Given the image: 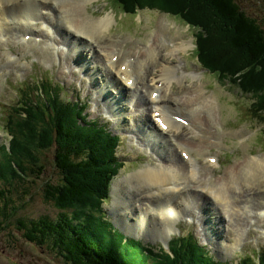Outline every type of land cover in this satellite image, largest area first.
<instances>
[{"label":"rangeland","instance_id":"1","mask_svg":"<svg viewBox=\"0 0 264 264\" xmlns=\"http://www.w3.org/2000/svg\"><path fill=\"white\" fill-rule=\"evenodd\" d=\"M179 1L186 2V0ZM189 1V8L194 10L193 6L195 5H192L194 0ZM236 1L248 16L255 18L264 28V0ZM67 3H81L84 15L90 20H98L107 14L114 18L113 24L109 26L106 36L103 38L104 41H102L105 42V45L108 44V48L121 51V54L124 55L119 58L121 63L126 57L131 58L132 63L128 69H142L138 71L143 74L142 78L135 81L138 90L134 89V85L130 89L124 88V85L113 76L110 70L101 67V64L103 66V56L94 54L86 45H81V50L78 52L74 49L70 50V54H58L54 49H51V36V40L46 38L40 44L32 41L34 47L19 45V36L12 38L8 43L0 45V146L2 144L5 146L10 140L8 132L4 130L5 124L8 125L6 118L9 112H12V116H14L13 110L21 106L19 96H23V89H26L28 94H32L34 89L27 88L29 84H35L39 79L43 81L52 80L55 85L62 84L65 86L62 87L64 100L67 102L74 100L75 103L88 105L89 119L86 118V123L90 119H95L98 125L107 127L105 131L113 137H121L115 155L125 165L121 167L118 176L114 179L111 189L114 192L113 184L118 182V188H122V191L117 189L112 194L114 199L105 204L104 209L113 218V222L123 227L128 235L135 238L138 236L137 239L142 237L145 239V245L149 247L151 245L150 248H161L170 253L169 248L172 246L171 243L175 239L174 237L179 236L181 232H183V235L191 232L202 245L206 247L208 245L207 248L211 255L216 256L217 259L220 258L225 264H238L241 257H245L247 254L251 255L262 249L264 251V222H260L259 219L255 220L256 217L252 215L257 210H263L262 212H264V208H258V202L264 201V197L252 195L250 192L253 186L248 183L245 185L240 180L238 184L228 188L229 190L231 187L236 189L231 192V196L225 194L222 201H218L203 192L195 181L191 184L189 182L185 183L187 181L186 177L181 175L177 183L181 184L180 187L183 189L180 190H184L182 193L178 194L176 186H169L173 190V195L176 194L172 196V209H175V214L179 215L180 218L175 223L174 234L170 232L168 237L165 238L164 233H158L156 229L147 225L144 230L126 227V224L132 226L137 222L141 225L143 223L142 217L148 216L145 211L149 205L160 207L161 211L168 200L166 198L172 194L168 193L162 186H157L156 190L150 189L143 179L140 181L146 189L135 185L134 183L139 182L135 174L138 175L141 170L148 167L165 169L173 166L178 170L179 165H184L180 161L184 159L180 151V145L182 144L190 146L193 167L198 168L194 169L198 171L199 176L202 175L201 177L206 178V182L214 180L223 182L221 178L225 176L227 170L233 167L238 168L239 165H246L248 160L257 161L261 159L264 161V123L262 122L264 120V109L258 114L254 112L252 107V99L255 100V97H258L262 101L257 102L264 108V86L258 92L249 87L248 84H244L246 88L244 90L239 85L241 80L238 77L224 78L223 80L227 84L225 85L220 82L218 73H208L203 69L196 56L194 31L190 30L189 26L185 25L186 22L174 14L168 15L167 13L146 9L139 11L134 17L121 15L120 11H123V9L115 0H108V7H106V0H57L59 5ZM197 9L202 10L198 7ZM38 11H40V7H38ZM38 21L35 20L32 24L35 29L41 30V24H36ZM207 22L210 37L220 33V29L222 33H226L225 25L215 16L209 18ZM162 23L165 27L161 26ZM24 25L15 22V27L11 26V28L13 31H17L19 28L29 32L34 30L30 26L26 29L27 25ZM63 26L72 28L71 24H63ZM167 26L168 30L166 29ZM58 31L65 37L64 31L60 29ZM204 32H207V30ZM56 33L57 31L54 35ZM157 34L163 37L167 44L172 45V40L180 35V39L192 40L195 46L193 45L186 51L174 52L173 56H167L166 51L162 53L164 45H160L162 48L159 65L156 68L149 69L150 66L143 63L141 67L139 63L143 62L154 45L156 47L159 45L154 41ZM223 39L225 38L223 37ZM62 42L64 41H58V43ZM213 43H216L215 40H213ZM152 44L153 47L150 46ZM222 52L227 55L235 54L234 51L230 52L227 48ZM11 54L18 57L15 62L11 61ZM114 56H116L115 53ZM166 63L182 68L176 69L177 72L172 76L167 96L173 99L166 101V114L173 117L176 124L180 126L176 130L177 135L175 136L172 133L167 134L161 131V127L159 128L160 125L155 119L154 104L150 103L149 105L148 103L151 98L150 92H147L149 74L153 72L154 76L158 75L161 67ZM82 64L85 65L82 73L69 75L65 73V68L73 70L75 65L81 66ZM103 69H106V72L108 70L110 75ZM252 69H256L260 73V68L255 67ZM111 75L113 79H110ZM177 77H182L183 80H178ZM185 86L188 87L186 90H184ZM18 90H20V93ZM120 90L125 97L119 94ZM159 92L162 93L161 88ZM198 92L203 94V100L214 104L212 108L203 110L195 103L194 107L187 106L184 109L185 98L188 96L195 98ZM51 96L57 98L55 90L49 93L48 97L50 99ZM137 100L142 103L139 107H135ZM179 101H182L183 105H180ZM98 107L100 110L97 111ZM102 109L103 113L101 112ZM176 109L182 110L187 117L176 111L178 116L175 112ZM83 114L86 115V113ZM107 116H110L111 119ZM191 117L195 122L194 127L191 125L188 129L189 125L185 126L179 122L184 119L183 121L188 123ZM162 137L172 140L168 148L163 147L166 140H159ZM25 144L27 148H37L36 145H31L28 139H26ZM55 145L57 144L55 143ZM56 148V146H53L51 150L42 153V162L46 166L43 180L39 181L40 184L38 183L39 186L36 188L32 185L29 189L30 193L26 194L25 198L23 197L22 200L17 199V218L12 220L9 224L10 227L0 234V264H69L64 257L57 255L48 244L38 246L25 239L23 236L25 230H22L19 226L20 218L26 219L27 223L44 216H49L53 220L58 219L59 211L56 207L48 203L45 198L43 199L41 192L39 194V189L42 191V185L45 181L52 184L61 181L59 175L55 174L58 173L54 167ZM149 150L153 152H148ZM253 155H255V158L252 157ZM209 157H216L219 162V165H215L212 170L206 168L207 165H210L211 158L209 159ZM47 163L48 165H46ZM13 165L15 167V163ZM186 171L188 170L186 169ZM138 187L140 189H137ZM259 193L264 194L261 191ZM147 195H153L151 202L145 201ZM15 197L18 196L15 195ZM124 199L127 201L120 203ZM176 205L179 207L176 208ZM85 207H89V205ZM120 209H124V211H120ZM200 211L205 217L204 222L201 223L198 216ZM179 212L186 214L189 218L193 217V221H187L182 215L180 217ZM93 216L94 211H88L86 219L82 220L94 222ZM139 219H141L140 222ZM237 231L240 232L239 237ZM171 234L172 236L169 238ZM237 237L239 241L236 245ZM120 251L125 252L126 250L120 248ZM173 251L171 255L175 253ZM146 253L150 257L160 258L157 254H151L149 251Z\"/></svg>","mask_w":264,"mask_h":264},{"label":"trees","instance_id":"2","mask_svg":"<svg viewBox=\"0 0 264 264\" xmlns=\"http://www.w3.org/2000/svg\"><path fill=\"white\" fill-rule=\"evenodd\" d=\"M115 1L128 16L136 15L139 9H149L180 17L194 30L195 53L203 68L218 73L222 83L224 78L238 77L244 90V84L258 92L263 88L264 28L236 0H194L191 1L194 10L188 6L189 0ZM214 16L227 30L222 33L220 29L216 37H210L207 20ZM226 48L235 54L222 52ZM255 67L260 68V73L252 69ZM47 81L29 84L27 88L34 89L32 94L23 89L19 109L25 116L19 111L16 118L6 119L5 129L13 139L11 151L5 146L0 149V234L17 216V199L25 198L32 185L36 188L43 180L46 166L42 153L56 146L54 167L61 181L56 184L45 181L39 194L56 207L59 216L56 220L44 216L29 223L20 218L19 226L25 230L23 235L29 242L38 246L48 244L69 264H223L209 258L192 236L174 240V256L159 251L162 259L156 260L145 253L150 249L143 241L125 239L110 217H106L103 207L109 197L110 183L123 166L115 155L120 137H113L97 124L83 126L80 121L87 122L83 115L85 106L74 100L67 102L62 90L54 87L52 80ZM42 88V92L35 94ZM54 90L57 98L47 96L40 104L34 102L33 95H49ZM252 100L254 112L259 114L264 108L257 101L262 100L258 97ZM26 139L37 148H27ZM88 211H94V222L82 220ZM120 248L127 252H121ZM262 256L260 264H264ZM245 264H251L250 258Z\"/></svg>","mask_w":264,"mask_h":264},{"label":"bare ground","instance_id":"3","mask_svg":"<svg viewBox=\"0 0 264 264\" xmlns=\"http://www.w3.org/2000/svg\"><path fill=\"white\" fill-rule=\"evenodd\" d=\"M85 1H94V0H85ZM38 7L41 8L39 12H38ZM6 17H8L10 20L4 23L3 20ZM32 20H40L42 24L47 26L46 29L48 30L35 29L31 22ZM14 21L18 22L19 24L27 25L26 29H28L29 26L34 29L31 32L24 30L22 28H19L17 30L21 34L28 35V37L42 36V37L50 38L49 27H53L55 31H57V33L55 34L56 36L54 34L51 36L52 38L51 45H50L51 49H54L59 54L60 52L56 50L55 45L56 44H59V45L67 44V45H70L71 47L70 50L75 49L76 52H78L79 50H81L80 49L81 45H86V47L89 48L90 51H93L94 54L96 53V54H99L100 56L101 55L103 56L104 58L102 61L103 66L101 64L102 68L108 69L109 66L108 64L106 65V63L109 60V57L112 58L115 53L114 51L115 50L116 52L118 51V49L113 50L111 48H108L107 47L108 44L105 45L104 44L105 42H103L104 41L103 38L106 36V31L109 29V26L113 24L112 22L114 21V18L110 14H107L106 16L101 17L98 20H90L88 17L84 15V12L82 11L81 3H67L64 5H59L57 4V0H0V30H4L8 33L16 32V31H13L11 28V26L15 27ZM115 23H116V19H115ZM63 24H66V25L71 24L72 28L71 27L65 28ZM161 26H164V24L162 23ZM58 29L64 31L65 37L61 35L62 33L61 34L59 33ZM166 29L168 30V26ZM179 36L180 35L176 36L172 40L173 44L171 45V44H167L165 39L161 36H158L157 34L154 41L158 43L159 45L157 47L156 45H154L153 47V44L150 45L153 48L152 50L149 51V53L147 54L143 62L139 63L141 67L143 66V63L148 64L150 66L149 69H152L154 67L156 68L159 65V61L161 59L160 51L162 48L160 45H164V48L162 49V53L166 51L167 56H173L174 52L186 51L188 48L193 47L194 43L192 40L187 41L185 39H180ZM59 40H63L64 42L58 43ZM83 41L85 43H82ZM23 43H24L23 46L31 45L34 47L33 45L34 42L32 41H29L27 44L25 41H23ZM114 47H117V46H114ZM118 53L121 57L124 56L123 54H121L120 50ZM105 58L107 60H105ZM109 62L111 66L116 68V66L121 61L119 60L117 63H113L109 60ZM121 65H124V64H121ZM125 65H126V68L124 70L125 71L124 74H121L119 70L115 69V71L120 74V77L122 78L124 83L118 77H116V79L120 81V83L123 85L124 84L125 85L131 84L132 86L134 85V89L138 90V86L135 81L140 80L142 78L143 74L141 72H138L142 69H128L131 65V61L126 62ZM176 69H182V68L175 67V66H172L166 63V65L161 67L160 73L158 75L154 76L153 72L149 74L150 79L147 83L148 84L147 92H152V95H155L156 91H159L160 88L162 90V93L160 95L151 96L150 101H148V103L149 105L150 103L152 105L154 104L155 112H156V115H155L156 121L159 122V125H160L159 128L161 127L160 128L161 131L167 134L172 133L173 136L177 135L176 130L179 129L180 126L176 124V121L173 120V117L168 116L166 114L165 109H167V107L165 105H167V102H166L167 100L173 99L172 97L167 96V92L169 91V86L171 85L172 76L177 72ZM105 70L103 69V71ZM107 72L110 75V72L108 70ZM113 76L111 75L110 79H113ZM125 85H124V88H126ZM187 88L188 87L185 86L184 90H186ZM202 95L203 94L201 92H198L195 98L190 97V96L186 97L184 100V103H185L184 109H186L187 106L194 107L195 103H197V106L202 107L203 110L211 109L214 104L210 101L203 100ZM178 103L180 105H183L182 101H179ZM141 105H142L141 101L137 100L135 103V107H139ZM176 111L182 114L183 116L187 117V115L182 110L176 109L175 112ZM177 112L176 114L178 115ZM183 120L179 122L181 124H184L185 126L189 125L188 129L191 127V125L192 127L195 126V122L193 121L192 117L190 118V122L188 123H185V121L182 122ZM163 139L166 140L164 143L165 146L163 147L168 148V145H171L170 142L172 140L166 139V137H162L159 140L163 141ZM177 143L179 142L177 141ZM190 149H191L190 146L187 144L180 145V151L184 158L180 161L184 164L183 165L184 167L179 165L177 167L178 170H176V167H173V166L165 168V169L148 167L146 169L141 170L138 175L135 174L139 182L134 183V184L137 186H142V188L146 189V187L143 186V183L140 181L141 179H143V181L148 184L150 189L156 190L157 186H162L164 187V189L167 190L168 193L173 192L172 188H169V186H176L178 190V194H180L184 190H180L182 189L180 187L181 184H178L177 182L180 180V176L182 175L186 177L187 181L185 183L189 182L191 184L193 181H195L196 185L198 184V186L201 187V190L203 192L214 197L218 201L219 200L222 201V198L224 197L225 194H227L228 196H231V192L235 189L234 187H231L230 190L228 188L234 184H238L240 180L241 182H244L245 185L246 183H248L251 186H253V189L250 192L252 195L258 196L261 198L264 197V194L262 195L259 193V191L264 192V161H262L261 159L257 161L248 160V163L246 165H239L238 168L233 167L227 170L225 176L221 178L223 182H220V181L216 182L215 180L206 182V178L201 177L202 175L199 176L197 174L198 171H195L194 169V168L196 169L198 168L193 167ZM148 152H153V151L149 150ZM210 158L211 157H209V159ZM217 162L218 161L216 157L211 158L209 161L210 165H207L206 168L212 170L215 165H219V162L218 164ZM186 169L188 171H186ZM135 176L134 178H136ZM118 186H119L118 182H115L113 184L114 192L112 191V194H114L117 189L119 191H122V188L120 187L118 188ZM137 189H140V188L138 187ZM170 195H169L170 197L166 198L168 200L165 206L162 205L163 209L161 211L159 209L160 207L158 208L155 205L154 206L149 205L147 206L146 211H145L147 212L148 216L142 217L143 223L141 225L138 224V222L136 221L137 223L133 224L132 226H129L128 224H126V227L134 228L135 230L136 229L144 230V228H147L148 226V227H152L153 229H156L158 233L159 232L164 233L163 235L168 237V235L171 232V226L179 220V215L175 214V209H172V206H173L172 196L176 194L173 195L172 193ZM145 198H147V200L145 199L146 202L148 201L151 202L153 195H147ZM126 201L127 200L124 199L120 203H125ZM185 202L187 203V201ZM178 207L176 205V208ZM258 208H262V209L264 208L263 200L258 202ZM121 210L124 211V209H120V211ZM262 211L263 210H257L255 211L254 215H256L257 217V215L261 214ZM262 219L263 220H260V221L264 222V218ZM140 220L141 219H139V222ZM172 230H173V227H172Z\"/></svg>","mask_w":264,"mask_h":264}]
</instances>
